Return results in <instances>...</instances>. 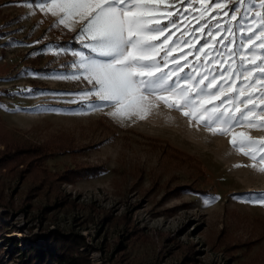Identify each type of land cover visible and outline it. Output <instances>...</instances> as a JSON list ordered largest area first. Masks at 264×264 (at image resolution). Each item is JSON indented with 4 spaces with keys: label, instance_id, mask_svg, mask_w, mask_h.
<instances>
[{
    "label": "rangeland",
    "instance_id": "374dc122",
    "mask_svg": "<svg viewBox=\"0 0 264 264\" xmlns=\"http://www.w3.org/2000/svg\"><path fill=\"white\" fill-rule=\"evenodd\" d=\"M24 2L0 0V126L11 131L15 140L36 145L65 134L78 148L87 146L74 157L58 154L47 159L44 163L49 176L71 168L73 161L101 166L104 172L63 184L61 191L69 202L52 209L44 210L52 195L40 191L31 201L32 208L24 213L17 210L27 202L24 198L30 185H37L36 177L22 180L0 165V193L14 206V210L0 206V221L18 241L19 248L28 246L33 235L57 229L83 238L87 247L80 250L88 251L90 264H253L264 257V238L259 239L264 232V205L251 202L264 193V173L251 167L254 161L242 154L253 149L238 151L229 143L241 132L264 141V127L256 126L259 119L233 128L228 135H213L198 126L195 118L190 122L189 117L163 103L142 119L112 117L108 113L113 109L92 107L90 102L95 97L80 95L91 85L73 64L68 69L57 66L47 74H37L28 66L27 60L37 54L60 51L40 34L46 24L38 14L44 13L20 6ZM27 2L35 4L38 0ZM216 2L220 7L213 6L212 0H165L160 12L162 16L172 13L176 27L169 25V30L175 35L165 43L169 35L165 33L157 42V51L160 57L169 54L165 71L173 68L175 57L174 63L181 66L182 72L191 73L193 78L187 85L190 90L201 80L213 86L226 82L218 89V98H210L219 104L251 75L237 78L232 72L221 74L223 69L236 68L242 57L260 60L259 48L253 49L254 56L246 51L243 42L247 37L241 29L250 26L254 17V12L245 11V7L264 9L259 7L260 0H255L254 5H248L246 0L245 7L236 0ZM233 7H240L237 20L232 19ZM30 11L34 14L29 15ZM48 15L47 20H55ZM73 27L77 35L79 25ZM173 41L178 43L173 45ZM78 42L80 48L75 52L95 55L84 47L87 41ZM204 42L207 44L203 51L196 54ZM41 43V49L30 52ZM258 43L259 38H254L248 47ZM260 84L264 80L255 81L252 87L245 85L239 91L241 99L246 92L255 93ZM223 107L235 111L245 105L229 99ZM104 119L117 126L112 128L106 122L115 135L96 126L97 120L105 122ZM166 148L192 157L204 176L187 169H168L162 157ZM238 164L242 166L234 167ZM23 167L19 165V169ZM256 167L264 164L257 159ZM153 181L157 188L151 187ZM182 184L203 193L187 189L171 193L174 186ZM209 198L217 199L206 206ZM132 225L136 231L126 236L125 228ZM234 240L251 243L250 251L232 247ZM35 246H42L40 237ZM186 253H193V263L182 259ZM0 260V264H16L7 254Z\"/></svg>",
    "mask_w": 264,
    "mask_h": 264
},
{
    "label": "snow or ice",
    "instance_id": "6c2138e0",
    "mask_svg": "<svg viewBox=\"0 0 264 264\" xmlns=\"http://www.w3.org/2000/svg\"><path fill=\"white\" fill-rule=\"evenodd\" d=\"M164 2L165 0H38L33 4L25 0L20 6L39 9L45 15L51 14L55 17L52 27L63 25L69 31H75L73 25H79L76 40L87 41L84 47L95 53L94 56L74 53L79 59L74 61L72 67L91 85L88 91L80 95L94 96L95 101L90 102L92 107L113 109L108 113L112 117L131 119L135 116L142 119L163 103L189 117L190 122L195 118L198 126L204 127L213 135H228L233 128L251 125L258 119L256 126L264 127V84H260L255 93L246 92L243 99L239 95L240 89L245 85L252 87L255 81L264 80V11L245 7L246 0H236L237 4L245 7V11L254 12L250 26L241 31L247 37L243 42L246 51L254 56L253 49L259 48L260 60L242 57L236 68H224L221 74L232 72L237 78L247 73L251 75L247 81L242 80L240 87L230 96H225L219 104H214L210 98L217 97L218 89L226 82L213 86L212 83L205 84L201 80L193 85L194 90H190L187 85L193 77L191 73L182 72L181 66L174 63L175 57L172 58L173 68L165 71L169 65V54L160 57L157 42L165 33L169 35L164 42L171 40L175 33L170 32L169 25L175 28L176 24L171 18V12L161 15L160 6ZM212 3L213 6L220 7L216 0H212ZM254 3L255 0H247L248 5ZM167 7L170 8L171 5ZM259 7L264 9V0H260ZM239 12L240 7H233V20L238 19ZM33 14L34 12H29V15ZM203 15L202 12L201 16ZM209 35L213 34L210 32ZM257 37L259 43L249 48L248 45ZM176 43L178 41H173V45ZM206 44L204 42L196 54L203 51ZM212 79L215 80L216 76ZM229 99L234 103L239 101L245 107L229 111V108L223 107ZM229 143L234 150L242 151L245 147L253 149L242 154L254 161L251 167L264 173V167H256L257 159L260 164H264V141L253 140L241 132L232 136ZM215 199L217 198H209L205 205H210ZM251 202L264 205V193Z\"/></svg>",
    "mask_w": 264,
    "mask_h": 264
},
{
    "label": "trees",
    "instance_id": "16d2710c",
    "mask_svg": "<svg viewBox=\"0 0 264 264\" xmlns=\"http://www.w3.org/2000/svg\"><path fill=\"white\" fill-rule=\"evenodd\" d=\"M25 1V0H23ZM34 2L35 0H27ZM38 17L46 24V26L40 31V34L44 36L47 44L57 47L58 49H65L66 51H60L56 54H48L43 56L41 53L35 55L32 59L27 60L28 66L32 67L33 71L37 74H47L51 72L55 67L60 66L63 69H68L75 61V51L80 48L78 40H76V33L69 31L65 27L58 25L52 27L54 20L50 19L49 15L38 14ZM47 21V22H46ZM35 41H41L40 38H36ZM41 46L33 48L30 52L33 53L37 49H41ZM71 53H69V52ZM97 120L96 126L103 129L106 133L115 135L112 133V128L117 126L111 123L108 119ZM109 123L111 127L106 124ZM0 145L4 148L0 149V165L7 168L9 172L17 173L18 178L25 180L27 177L34 175L36 177V186H31L26 193L23 206L18 208L17 211L27 213L32 208L31 201L38 195L40 191H43L46 196L52 195L53 199L47 201V205L44 210L52 209L55 206H62L66 204L68 199L64 200L65 194L61 191L63 184H71L79 179L85 177H94L104 170L101 166L88 165L85 162L73 161L71 168L63 170L61 173H54L49 176L46 172L45 161L58 154H67L72 157L78 154V151L87 149V146L78 148L65 134H60L54 139L45 142L40 145H36L29 141H19L14 139V134L5 130L0 126ZM168 149V148H166ZM163 152V151H162ZM164 163L166 167L171 170L187 169L190 172L196 174V176H204L203 170L200 168L196 161L187 155L178 153L175 150L168 149L162 153ZM74 160V159H73ZM19 165H23V169H19ZM151 187H156L155 181H153ZM190 190L186 184L174 186L172 188V194L177 191ZM195 193H203L199 190H194ZM35 196V197H34ZM50 201H52L50 203ZM69 202V201H68ZM0 206L6 210H14L12 202L4 200L0 193ZM16 211V210H15ZM16 211V212H17ZM30 212V211H29ZM131 228V229H130ZM264 229V226L262 225ZM126 236H132L136 228L127 226ZM11 232L7 230L4 223L0 221V256L9 255L13 257L12 263L16 264H90L88 251L80 250L87 247L83 238L77 234L66 233L64 234L57 229H51L41 236L33 235L31 237V243L24 247L19 248V243L14 237H11ZM40 237L42 246L37 248L35 246L36 240ZM125 237V236H124ZM264 238V232L260 236ZM232 240V239H231ZM235 242L237 240H234ZM232 247H243L247 253L251 249V243H234ZM233 244V245H234ZM226 249H231L232 247ZM3 247H6L2 250ZM225 249V248H223ZM193 253H186L183 256L184 261L193 263ZM1 261V260H0ZM253 264H264V257L257 260Z\"/></svg>",
    "mask_w": 264,
    "mask_h": 264
}]
</instances>
